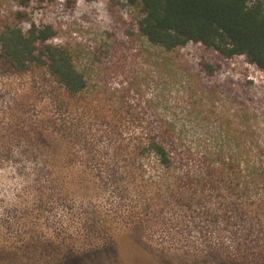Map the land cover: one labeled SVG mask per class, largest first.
<instances>
[{"label": "trees", "instance_id": "16d2710c", "mask_svg": "<svg viewBox=\"0 0 264 264\" xmlns=\"http://www.w3.org/2000/svg\"><path fill=\"white\" fill-rule=\"evenodd\" d=\"M53 1L0 0V139H7L9 126L27 136L24 123L37 120L36 106L5 83L35 80L62 116L53 128L113 175L115 194L128 207L123 219L136 236L117 243L116 255L119 247L138 245L150 229L160 235L156 247L170 258L201 253L194 263L174 264H264V106L230 105L217 87L188 85L184 96L190 102L180 112L159 118L153 97L145 109L154 119L137 122L124 96L142 93L136 78L119 89L107 87L110 74L101 72L104 81L97 80L92 64L82 61L81 45L58 42L54 26L32 15L33 4ZM125 2L137 14L134 28L146 50L162 59L196 45L264 72V0ZM250 88L244 89L249 101H262ZM12 222L0 217V264L108 263L94 258L95 251L47 252L31 234L11 236ZM129 256L130 263H146Z\"/></svg>", "mask_w": 264, "mask_h": 264}, {"label": "rangeland", "instance_id": "374dc122", "mask_svg": "<svg viewBox=\"0 0 264 264\" xmlns=\"http://www.w3.org/2000/svg\"><path fill=\"white\" fill-rule=\"evenodd\" d=\"M31 12L37 21L54 26L58 42L73 47L81 45L82 61L92 64L96 79L101 72L110 74L107 87L119 89L136 78L134 85L142 93L130 92L124 96L135 107L136 114H133L137 122L154 119L145 109L153 97L157 102L152 105L158 107L159 118L170 111L180 112L190 102L184 96L188 85L217 87L230 105L264 106V94L258 90L264 89L263 71L239 58L222 60L196 45L162 59L157 52L146 50V44L134 28L137 14L125 0L94 3L54 0L43 5L33 4ZM97 51L99 60L94 58ZM210 68L214 72L208 75ZM104 75L97 80L104 81ZM5 86L24 103L36 106L32 114L37 119L34 124L24 123L28 127L27 136L11 131L6 124L9 126L7 135L4 133L7 139H0V217L13 220L11 236L18 235L19 231L31 234L36 244L45 242L43 247L47 252L95 251L93 257L99 262L108 260L99 264L196 261L201 253L193 258L177 254L170 258L173 254L156 247L160 235L150 229L144 232L147 236L138 245L132 249L119 247L116 255L112 249L117 248V243L128 242L136 234L129 231L123 219L129 210L115 194L113 175L96 160H88L79 145L64 139L53 128L51 123L62 116L54 112L35 80L6 82ZM248 87H251L249 93L262 101L250 102L244 91ZM115 213L120 219H115ZM132 253L146 259V263H130L128 258Z\"/></svg>", "mask_w": 264, "mask_h": 264}]
</instances>
